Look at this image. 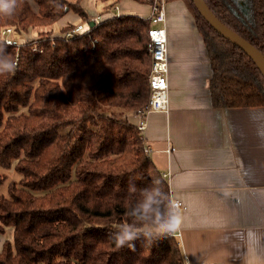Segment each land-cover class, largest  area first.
I'll use <instances>...</instances> for the list:
<instances>
[{
    "label": "trees",
    "instance_id": "1",
    "mask_svg": "<svg viewBox=\"0 0 264 264\" xmlns=\"http://www.w3.org/2000/svg\"><path fill=\"white\" fill-rule=\"evenodd\" d=\"M81 1L25 0L11 18L0 17V34L4 28L11 38L37 34L11 45L0 40L18 64L14 74H0V166L14 163L21 176L0 196V235L12 229L0 264H184L171 231L151 243L135 241L134 250L115 245L119 230L155 232L171 210L167 180L128 120L150 94V20L103 18L120 0H93L101 6L98 23L82 35L64 37L73 24L54 35L52 25L69 12L90 21ZM241 1L245 9L237 0H204L264 55L263 0ZM165 2L183 4L203 41L211 108H264V78L252 60L215 32L191 0Z\"/></svg>",
    "mask_w": 264,
    "mask_h": 264
},
{
    "label": "crops",
    "instance_id": "2",
    "mask_svg": "<svg viewBox=\"0 0 264 264\" xmlns=\"http://www.w3.org/2000/svg\"><path fill=\"white\" fill-rule=\"evenodd\" d=\"M150 13L120 0L106 14ZM165 31L168 108L147 113L141 135L170 200L184 206L170 233L184 264H264V108H211L208 59L181 2L166 4Z\"/></svg>",
    "mask_w": 264,
    "mask_h": 264
},
{
    "label": "built area",
    "instance_id": "3",
    "mask_svg": "<svg viewBox=\"0 0 264 264\" xmlns=\"http://www.w3.org/2000/svg\"><path fill=\"white\" fill-rule=\"evenodd\" d=\"M166 2L165 0H155L151 7V13L149 15L150 27L147 31L149 45L148 51L151 56V69L149 75V88L150 94L148 102L142 111L138 112L140 121L138 123V130L142 132L144 128L145 116L149 112L166 111L168 108V88H167V71H168V58H167V41L165 31V18H166ZM100 20L99 16L93 18L94 24ZM87 21L85 24H78L70 31L64 34L65 38H70L76 35H82L89 30ZM10 28H4L0 34V40H3L6 44L21 43L17 39L11 38ZM147 154L150 153L149 147H144ZM173 150V149H171ZM163 177H165L163 175ZM171 201V200H170ZM176 206L179 210L184 209L183 204L180 201L172 200L171 208Z\"/></svg>",
    "mask_w": 264,
    "mask_h": 264
},
{
    "label": "clouds",
    "instance_id": "4",
    "mask_svg": "<svg viewBox=\"0 0 264 264\" xmlns=\"http://www.w3.org/2000/svg\"><path fill=\"white\" fill-rule=\"evenodd\" d=\"M25 0H0V17L11 18L17 11V8L24 3ZM27 2L34 6V0H27ZM18 69V64L7 53V45L0 42V74H14ZM150 207V202L144 205L145 210ZM180 219L179 211L176 206H173L167 213L166 218L162 217L161 224L155 232L145 231L143 233H136L129 228L119 230L113 237L117 248L128 247L135 249V241L143 239L145 243H151L155 236L162 232L174 231V227H169ZM179 225L176 224V227Z\"/></svg>",
    "mask_w": 264,
    "mask_h": 264
},
{
    "label": "rangeland",
    "instance_id": "5",
    "mask_svg": "<svg viewBox=\"0 0 264 264\" xmlns=\"http://www.w3.org/2000/svg\"><path fill=\"white\" fill-rule=\"evenodd\" d=\"M91 2H94V1L93 0H82L81 6L83 8L85 7V10L88 11L89 14H90V12H95L98 15L100 12L99 6L96 5L97 7H92ZM95 16L94 17H88V19L93 20V18H95ZM105 16H107L106 13L102 15L103 18ZM86 22L87 21H82L76 14L69 12L63 18H61L59 21L54 23L50 30L53 31L54 35H56V34H59L60 28L63 26V24L67 25V24L71 23L73 25H78L81 23L85 24ZM36 35H37L36 33H33L30 30L27 33H18L16 35V37L13 39H17V41H19V42H21V41L26 42L28 40L34 39L36 37ZM9 36L11 37V34ZM21 110H24V109L22 108ZM113 112L116 113L117 111L113 110ZM13 167H14V163L9 168H4V167L0 166V174L4 177L2 183L0 184V196L7 197L8 185L11 182H18L21 179V176L14 171ZM11 234H12V229L10 227L9 228L7 227L5 230V233L3 235H0V250H1L2 243L5 240H11Z\"/></svg>",
    "mask_w": 264,
    "mask_h": 264
},
{
    "label": "water",
    "instance_id": "6",
    "mask_svg": "<svg viewBox=\"0 0 264 264\" xmlns=\"http://www.w3.org/2000/svg\"><path fill=\"white\" fill-rule=\"evenodd\" d=\"M191 1L194 7L196 8V10L198 11V13L200 14V16L209 24V26L224 39L230 41L234 46L238 47L242 52H244V54H246L256 65V67L259 69V71L261 72L264 78V55L260 51H258L255 47H253L249 42L241 38L238 34L233 32L227 26L222 24L209 10L204 0H191ZM263 5H264V0H263ZM88 25L92 27L94 25V22L89 21ZM207 88H208V82H207Z\"/></svg>",
    "mask_w": 264,
    "mask_h": 264
},
{
    "label": "flooded vegetation",
    "instance_id": "7",
    "mask_svg": "<svg viewBox=\"0 0 264 264\" xmlns=\"http://www.w3.org/2000/svg\"><path fill=\"white\" fill-rule=\"evenodd\" d=\"M237 1H238V4L241 6V8H242V9H245V8H244V4H243V2H242L241 0H237Z\"/></svg>",
    "mask_w": 264,
    "mask_h": 264
},
{
    "label": "snow or ice",
    "instance_id": "8",
    "mask_svg": "<svg viewBox=\"0 0 264 264\" xmlns=\"http://www.w3.org/2000/svg\"><path fill=\"white\" fill-rule=\"evenodd\" d=\"M176 223H178V221ZM173 226H175V224Z\"/></svg>",
    "mask_w": 264,
    "mask_h": 264
}]
</instances>
